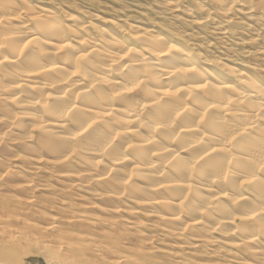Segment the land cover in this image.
Listing matches in <instances>:
<instances>
[{
  "label": "bare ground",
  "instance_id": "obj_1",
  "mask_svg": "<svg viewBox=\"0 0 264 264\" xmlns=\"http://www.w3.org/2000/svg\"><path fill=\"white\" fill-rule=\"evenodd\" d=\"M186 1L165 4L231 37L236 0ZM129 24L0 0V264H121L95 252L126 247L264 264V63L206 62L169 24Z\"/></svg>",
  "mask_w": 264,
  "mask_h": 264
},
{
  "label": "rangeland",
  "instance_id": "obj_2",
  "mask_svg": "<svg viewBox=\"0 0 264 264\" xmlns=\"http://www.w3.org/2000/svg\"><path fill=\"white\" fill-rule=\"evenodd\" d=\"M165 1L166 0H32L34 5L54 7L62 13L75 14V16L83 21H91L100 26H122L130 23L141 27H147V23L169 24L179 32H184L193 36L195 43L197 42L199 47V52L207 60L206 62L210 60L213 63H217L216 60H218V63L234 68H241L243 70H246L243 66L251 67L253 66L252 64L261 65L264 63V16L259 15L258 12L247 16L242 12L239 13L237 10L242 6H246L247 2L250 0H236L237 7L235 12L230 15L232 19L228 24L232 35L227 39H220V36L216 33V29H214L216 28L214 27L215 24L219 23L220 19H223L218 14L212 16L213 19L211 23L213 25L207 24L204 27L194 28L190 25V19L183 9H180L178 12H173L171 7L166 6ZM202 1L203 0L186 1L183 3L182 7L188 6L189 8L196 9V6L202 3ZM260 52H262V54H257ZM40 181H48V179L46 180V178H43ZM144 252L145 251L137 250L134 247H126L123 252L119 251L117 254L109 251L95 253L109 262H115L117 257H123L120 259L123 264H182V262L175 258L157 257L151 254L145 255L146 252ZM35 254L34 251L27 255L24 252L22 257H24L23 259L27 264H45L44 258ZM196 260L197 259L193 258L190 262L196 264Z\"/></svg>",
  "mask_w": 264,
  "mask_h": 264
}]
</instances>
